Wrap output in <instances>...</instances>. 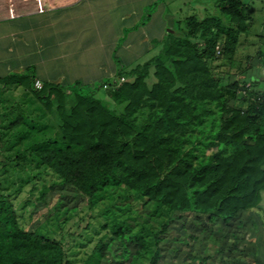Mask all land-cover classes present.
<instances>
[{
    "label": "trees",
    "instance_id": "1",
    "mask_svg": "<svg viewBox=\"0 0 264 264\" xmlns=\"http://www.w3.org/2000/svg\"><path fill=\"white\" fill-rule=\"evenodd\" d=\"M216 7L219 17H188L182 34H169L159 55L121 69L119 78L128 80L107 88L114 107L94 91L79 92V82H45L37 89L32 71L0 79L4 87L28 91L58 129L25 142L8 163L0 153V164L44 167L56 178L51 190H71L90 207L107 187L120 186L172 214L203 216L229 234L250 217L263 227L257 210L264 196V89L243 78L224 83L214 66L219 58L234 60L249 27L247 4L218 0ZM41 119L17 103L7 108L0 114V147L14 148L32 131L44 132ZM167 228L168 222L159 233ZM253 235L264 240V232ZM133 239L138 256L149 253L146 237ZM153 247L148 264H160L158 235ZM244 248L223 252L234 253L232 264H239ZM105 249V243L97 248L101 256ZM69 257L63 241L26 230L11 199L0 193V264H72ZM252 262L262 260L253 256Z\"/></svg>",
    "mask_w": 264,
    "mask_h": 264
},
{
    "label": "rangeland",
    "instance_id": "2",
    "mask_svg": "<svg viewBox=\"0 0 264 264\" xmlns=\"http://www.w3.org/2000/svg\"><path fill=\"white\" fill-rule=\"evenodd\" d=\"M201 1L209 6L206 17L220 16L217 7L213 8L218 0ZM243 1L249 5L247 11L252 13L254 19L249 36L259 35L263 31L264 0ZM224 20L227 23V17ZM184 28L183 24L182 30L178 32L182 33ZM244 39L241 41L244 42ZM253 40L255 39L252 37L250 42ZM258 51L264 53V41L243 44L238 48L233 61L219 58L214 65L215 71L224 83L234 81L240 78L251 58L254 66L251 75L255 79L264 78V65L257 55ZM126 79L128 80L127 77ZM78 90L82 93L94 91L109 107L115 106L107 96V89L101 85ZM15 103L34 118H42L41 122L47 124V129L44 132L32 131L27 140L14 148L0 147V153L7 158V163L34 136H52L58 132L52 114L41 110L39 102L28 91L22 87L6 88L0 84V114ZM116 108L120 111L122 106ZM55 179L52 172L44 167H37L35 163H31L26 169H13L0 164V193L11 199L21 225L28 231H37L63 241L72 264H148L154 251L155 235L159 237L160 264H232L234 253L226 257L227 254L223 252V249L230 247L237 251L241 247H245L243 252L247 250L246 259L241 264H258L252 262L253 256L260 257L264 264V240L253 235V232L258 235L264 232V196L262 209L257 210L262 217L263 227L260 228L255 223V218L250 217L244 219L245 223L241 226L232 227L229 234L228 229L225 230L221 224L213 225L203 216L172 214L166 208L147 202L120 186L107 187L90 207L71 190L58 187L51 190L50 186ZM44 190L47 193L43 198L41 192ZM167 222V230L159 233ZM136 235L146 237L149 242V253L142 257L137 254L139 248L133 239ZM101 243L106 244L102 256L97 250ZM258 244L261 246L259 249L256 247Z\"/></svg>",
    "mask_w": 264,
    "mask_h": 264
},
{
    "label": "crops",
    "instance_id": "3",
    "mask_svg": "<svg viewBox=\"0 0 264 264\" xmlns=\"http://www.w3.org/2000/svg\"><path fill=\"white\" fill-rule=\"evenodd\" d=\"M208 12L201 0H0V79L32 71L42 83L103 87L121 69L159 55L169 34H182L188 17L205 18ZM247 14L239 47L264 41V20L263 31L249 36L254 19ZM257 55L264 65V53ZM253 67L249 58L240 78L264 89V78L251 75Z\"/></svg>",
    "mask_w": 264,
    "mask_h": 264
},
{
    "label": "built area",
    "instance_id": "4",
    "mask_svg": "<svg viewBox=\"0 0 264 264\" xmlns=\"http://www.w3.org/2000/svg\"><path fill=\"white\" fill-rule=\"evenodd\" d=\"M216 54L217 55L221 54V49L220 48H217ZM126 81H127V79L125 77H120V78L116 79L115 81H113L111 84H105L103 87H104V89H107V88H109L110 86H113V85L114 86H119L120 84H122V83H124ZM42 85L43 84H42V82L40 80H36L35 81V87L37 89H41ZM246 88H250V84H247ZM244 93H245V91H244Z\"/></svg>",
    "mask_w": 264,
    "mask_h": 264
}]
</instances>
